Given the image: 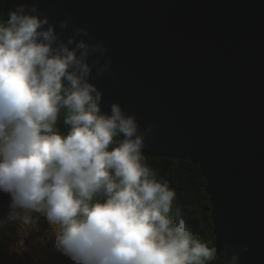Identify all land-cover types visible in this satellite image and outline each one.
Segmentation results:
<instances>
[{
    "label": "clouds",
    "instance_id": "clouds-1",
    "mask_svg": "<svg viewBox=\"0 0 264 264\" xmlns=\"http://www.w3.org/2000/svg\"><path fill=\"white\" fill-rule=\"evenodd\" d=\"M5 20L0 194L9 197V219L30 227L42 216L58 226L51 247L70 264H240L232 245L220 251L196 236L174 207L175 189L142 162L152 125L141 132L136 113L119 103L102 111L93 81L111 68L100 63L105 44L75 25L65 40L69 20L57 32L36 5L16 4Z\"/></svg>",
    "mask_w": 264,
    "mask_h": 264
},
{
    "label": "water",
    "instance_id": "water-1",
    "mask_svg": "<svg viewBox=\"0 0 264 264\" xmlns=\"http://www.w3.org/2000/svg\"><path fill=\"white\" fill-rule=\"evenodd\" d=\"M3 1L5 14L36 5L57 32L68 19L65 40L75 25L105 44L102 111L119 103L141 132L152 125L144 154L198 165L215 246L264 264V0Z\"/></svg>",
    "mask_w": 264,
    "mask_h": 264
},
{
    "label": "trees",
    "instance_id": "trees-1",
    "mask_svg": "<svg viewBox=\"0 0 264 264\" xmlns=\"http://www.w3.org/2000/svg\"><path fill=\"white\" fill-rule=\"evenodd\" d=\"M6 22L4 1L0 0V23ZM60 131H66L63 114L58 122ZM142 162L152 168L157 178L174 188L175 204L182 206L185 218L199 239L209 247L215 246L212 206L206 192L207 180L198 165L190 161L150 157L142 153ZM9 200L6 194H3ZM58 226H51L41 216L38 223L26 226L11 221L0 234V264H51L59 254L52 250ZM217 264H224L218 260Z\"/></svg>",
    "mask_w": 264,
    "mask_h": 264
},
{
    "label": "rangeland",
    "instance_id": "rangeland-1",
    "mask_svg": "<svg viewBox=\"0 0 264 264\" xmlns=\"http://www.w3.org/2000/svg\"><path fill=\"white\" fill-rule=\"evenodd\" d=\"M9 222V200L0 194V234ZM51 264H70V261L67 257L59 255L53 258Z\"/></svg>",
    "mask_w": 264,
    "mask_h": 264
}]
</instances>
